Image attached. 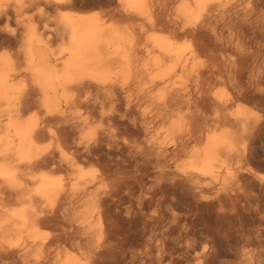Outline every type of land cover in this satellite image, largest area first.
<instances>
[{"label": "bare ground", "instance_id": "1", "mask_svg": "<svg viewBox=\"0 0 264 264\" xmlns=\"http://www.w3.org/2000/svg\"><path fill=\"white\" fill-rule=\"evenodd\" d=\"M115 1V10L99 12L73 9V0H0V33L6 36L0 46L10 38L18 42L12 52L0 50V264H264V248L252 247L255 243L240 248L236 261H225L215 245L206 249L198 243L200 230L195 234L188 220L176 233L181 217L163 189H186L198 197L199 206H212L217 213L228 202L249 203L253 194L246 189L248 182L264 190V173L250 166L260 153L254 141L264 127V0ZM50 7L61 12L49 25L45 10ZM118 16L129 23L119 26ZM9 21L15 27L8 28ZM51 38L60 40L58 51L52 50ZM25 76L29 89L19 83ZM175 76L184 79L179 86ZM214 81L228 84L231 91L217 88L209 95ZM92 89L105 92L109 110L99 105V94L92 100ZM35 92L44 118L24 117ZM245 98L258 102L263 112L244 104ZM231 100L238 103L228 112L225 106ZM183 106L189 111L184 117ZM48 120L76 134L90 121L104 122L101 135L91 143L82 144L80 135L67 143L84 158L104 146V171L90 175L76 165L78 158L76 162L73 157L76 163L67 159L75 180L69 187L61 175L33 171L54 164L53 153L39 142ZM129 158L132 169L127 168ZM96 179L107 182L100 198L106 201L103 224L92 222L95 201L81 217L66 215L69 218H61L62 207L50 204L45 210L40 205L58 196L71 204L72 197L81 194V184ZM14 196L22 203L8 206ZM156 196L158 208L149 213L146 208ZM163 204L170 216L159 208ZM255 209L260 211L257 205ZM258 216L264 223V213ZM256 234L264 245V228ZM61 242L74 250L61 255ZM178 250L182 252L173 257ZM32 251L37 255L29 259Z\"/></svg>", "mask_w": 264, "mask_h": 264}, {"label": "rangeland", "instance_id": "2", "mask_svg": "<svg viewBox=\"0 0 264 264\" xmlns=\"http://www.w3.org/2000/svg\"><path fill=\"white\" fill-rule=\"evenodd\" d=\"M74 1V3L72 2V4H73V6H72V8L73 9H76V10H81V11H92V10H96V11H99V12H102V10H104V12L105 11H111V10H115L116 9V6H117V3H116V1L114 0H73ZM76 2V3H75ZM93 2V3H92ZM89 3H91V5L89 4ZM76 4V5H75ZM99 4V5H98ZM175 4L176 3H174V4H172L171 5V7H173L174 8V6H175ZM109 8V9H108ZM173 8H171V10L173 9ZM54 8H47V10H45V12H46V14H47V16H48V19H47V22H48V24L50 25L51 23H52V20L53 19H55L57 16H58V14H59V12H61V11H59V10H56V9H54ZM106 9V10H105ZM50 10V11H49ZM101 10V11H100ZM118 17H119V20L120 21H118ZM116 19V23H118L119 24V26H124V25H126V24H128L129 22L128 21H126V20H124V19H122V21H121V19H120V16H118ZM52 19V20H51ZM124 22H125V24H124ZM121 23V24H120ZM7 26H8V28H13V27H15V24H14V22L13 21H9L8 23H7ZM234 31H232V34L231 33H228L230 36H234L235 37V34L233 33ZM227 32L225 31V34H226ZM0 36H2V37H0L1 38V42L3 41V40H5L4 38L6 37L5 36V34H4V32L2 31L1 33H0ZM4 37V38H3ZM11 40H7L6 42L4 41L3 43H1V46H2V44L3 45H5V46H2V48H1V46H0V50L1 51H7V52H10V50H11V52L13 51V50H15L16 48H17V45H18V42H16V40L15 39H12V38H10ZM56 38H51V41H52V43L53 42H57V44L55 45V43H53L54 45L52 46L51 44V41H50V46H51V48H52V50H55V51H58L59 50V48H60V46L61 45H59V44H61V42H60V40H57L56 39V41H54ZM13 40H15L14 42H12ZM10 41V42H9ZM9 42V43H8ZM11 44V45H7V44ZM13 43V44H12ZM14 44H16V46H14ZM7 47H11V48H7ZM14 47H15V49H14ZM3 48H5V50L3 49ZM206 57L205 56H203V60L205 59ZM22 79H24V82L22 81ZM27 80V81H26ZM29 79H27V77L25 76V77H22V78H19V83L21 82V84L23 85V88H25V89H29L31 86H30V80L28 81ZM174 80L177 82L176 83V85L177 86H179L180 84H181V82L184 80L182 77H179V76H175L174 77ZM181 80V81H180ZM26 81V82H25ZM179 82V83H178ZM26 84H27V86H26ZM217 84V86L215 87V85ZM223 84H225V85H223ZM223 85V86H222ZM220 86V87H219ZM29 87V88H28ZM217 88L218 89H223V91H225V89L227 88V90L225 91V92H230L231 91V88H230V86L227 84L226 85V83H219V82H216L215 83V81L214 82H211L210 84H209V86H208V90H207V92H208V94L210 95V94H212L213 93V91H216L217 90ZM225 88V89H224ZM214 89V90H213ZM95 89H92V91H89L90 93H89V95H90V97L92 98V100H93V98H95V96L97 95V94H99L97 97H96V100H98V103L101 101V100H103L99 105L100 106H102L103 108L102 109H104V108H106V110H109V108H110V103H109V99L107 98V95L106 94H104L105 92L104 91H98V92H96V90L94 91ZM211 90H213V91H211ZM94 91V92H93ZM101 92V93H100ZM34 96L32 97V99H31V101L33 102H29L28 103V105L30 104L31 105V103H32V106H31V108H30V106H28L27 104L25 105L26 106V108L24 109V110H26V112L25 113H23L24 115V117H26V116H29V115H32V114H37L36 116L37 117H39V119L40 118H44L45 117V113L43 112V109L42 110H40L41 109V104L39 103V101H36L35 100V98L38 100V94L35 92L34 94H33ZM101 97V99L99 100V98ZM247 99V100H246ZM242 101H244V104H246V105H251V107L253 108V109H255V110H257V111H259V112H263L261 109L263 108H260L259 107V103L258 102H254V101H252L251 99H249V98H245V100L244 99H241ZM240 100V102H242ZM251 100V101H250ZM35 101V102H34ZM234 101H230V103L229 102H227L226 103V106H225V110L226 111H228V112H230V111H232V110H234L235 109V107H236V105H237V103L238 102H236L235 104L233 103ZM37 103H39L40 104V106H39V104H37ZM104 103H105V106H103L104 105ZM146 103V104H145ZM143 105H145V106H150V102H145ZM243 103V102H242ZM107 104V105H106ZM148 104V105H147ZM231 104V105H230ZM252 104H255V105H252ZM33 105H35V106H33ZM227 105H229V107L227 106ZM231 106V107H230ZM256 106V107H255ZM234 107V108H233ZM260 109H259V108ZM28 108H30V109H28ZM183 108H185V109H182L181 111H183V112H181L180 114L184 117V115L186 116V113H188L189 111L188 110H186V107H184L183 106ZM230 109V110H229ZM105 110V109H104ZM186 110V111H185ZM184 114V115H183ZM23 117V118H24ZM53 120V119H52ZM52 120L50 121V120H48V121H46V127H45V129H44V131L40 134V136L39 137H41L40 139L42 140H40L39 138V142L41 143V146L42 147H44L45 148V150H46V152L47 151H51L52 153H53V155H54V159H53V161H54V167H55V169H54V167H53V165H46V164H41V165H39L38 167H36V168H34L33 169V171L35 170V172L37 171V172H41V171H47V172H50V173H52V175L55 177H58L59 178V175H61L60 177H61V179H62V183H64V186L65 187H69V186H71V183H73L75 180H74V175L72 174V170H71V168L70 167H66V162L68 161V160H73V162H77L78 161V159H79V161L78 162H80V163H76V165L77 166H80V168H82V170H84L85 172H90V175L91 174H93V175H96V176H99L100 174H101V172L102 171H104V169H105V164H106V160H107V158H106V155H105V157H104V155L103 154H105V149L103 148L104 146H101V148H100V150H98L97 152L100 154V153H102V159L104 160V158H105V160L103 161V160H101V159H99V158H101V154L99 155L97 152H95V154H85V156H86V158H84V154L83 155H81L80 153L78 154V153H76L75 151H74V149H73V145H71L72 146V148H70L71 146H68L67 145V143L68 142H70V143H72L73 144V142H74V140H75V138H77L79 135L80 136H83V143L82 144H85V143H87V142H89V143H91L92 142V140H94V139H97L98 137H99V135H101V132L102 131H100V129L101 130H103V128H105V125H103V124H105L104 122L103 123H101L99 120H93V121H95V122H92V121H90L89 122V125L87 126H84V128H85V130L83 131V129L81 130V131H78L79 133H74V132H70V130H68L67 128H65L64 126H59L58 125V122H56L55 120H54V122H52ZM185 120V119H184ZM56 122V123H55ZM49 123V124H48ZM55 124V125H53V124ZM56 124H57V126H56ZM53 125V126H52ZM100 125V126H99ZM55 126V127H54ZM102 126H104V127H102ZM218 126V125H217ZM50 127V128H49ZM53 127V128H52ZM100 127V128H99ZM102 127V128H101ZM55 128V129H54ZM218 129H220L221 127H217ZM50 129H52V131L50 130ZM98 129V130H97ZM61 130V131H60ZM65 130V131H64ZM51 131V132H50ZM83 131V132H82ZM97 131L99 132V133H97ZM262 131V132H261ZM260 132H259V135H257V138H255L256 140L254 141V146L256 147V148H258L259 150H260V153L258 154V157H256L255 158V160L253 159L251 162H250V166L252 167V168H254V170L256 169V170H258V171H261V172H263L264 173V127H263V129L261 130ZM46 132V133H45ZM49 133V134H48ZM65 133V134H64ZM81 133V134H80ZM260 133H262V135L260 134ZM68 134V135H67ZM73 135V136H71V135ZM99 134V135H98ZM73 138H71L70 136ZM51 136V137H50ZM260 136V137H259ZM53 137V138H52ZM44 138V139H43ZM58 138V139H57ZM89 138V139H88ZM60 139V140H59ZM60 141V145L61 146H59V144H58V142ZM62 140V141H61ZM38 141V140H37ZM66 141V142H65ZM50 142H51V144H50ZM61 142H63L62 144H61ZM66 144H65V143ZM257 142V143H256ZM69 144V143H68ZM81 144V145H82ZM193 144L195 145V146H197V145H199L200 144V141L199 142H192V143H190V145H189V149L191 148V147H193ZM259 146H258V145ZM66 145V146H65ZM102 145V144H101ZM57 146V147H56ZM65 146V147H64ZM61 147H63V148H61ZM67 147V148H66ZM59 148V149H58ZM72 149H73V151H72ZM53 150H55L56 152H54ZM67 150V151H66ZM102 151V152H101ZM262 151V152H261ZM71 152H75V154H77V155H75V154H73V153H71ZM60 153V154H59ZM262 153V156H260V154ZM74 156H73V155ZM62 155V156H61ZM91 155V156H90ZM97 155V156H96ZM60 156V157H59ZM78 156V157H77ZM80 156V157H79ZM83 156V157H82ZM90 156V157H89ZM64 157V158H63ZM73 157H75L77 160H75V158H73ZM88 157H89V159H88ZM92 157V158H91ZM96 157V158H95ZM99 157V158H98ZM182 157H184V156H182ZM63 158V159H62ZM84 158V159H83ZM59 159V160H58ZM68 159V160H67ZM94 159V160H93ZM96 159H97V161H96ZM256 159H258L257 161H256ZM60 160H61V162H60ZM75 160V161H74ZM90 160V161H89ZM128 160V159H127ZM131 162L132 160L129 158V160H128V162ZM58 162H60V164L58 163ZM92 162H93V164H92ZM129 162V163H130ZM253 162V163H252ZM58 163V164H57ZM62 163H64V165L62 164ZM105 163V164H104ZM129 163H127V168H133V161L130 163V165H128ZM57 165H59V166H57ZM82 165V166H81ZM84 165V166H83ZM97 165V166H96ZM130 166V167H129ZM46 167V168H45ZM131 168V169H132ZM39 169V170H38ZM42 169V170H41ZM45 169H47V170H45ZM54 169V170H53ZM63 169H65L64 171H62ZM69 169V170H68ZM100 169V170H99ZM55 170H56V173H55ZM92 170H94V172L92 171ZM102 170V171H101ZM65 171H67V173H68V175H67V173L65 174ZM36 172V173H37ZM53 172L55 173V174H53ZM92 172V173H91ZM95 172H97V173H95ZM99 172H100V174H99ZM60 173V174H59ZM65 175H66V177H65ZM68 176V177H67ZM63 177H64V179H63ZM69 178V179H68ZM225 178H227L226 176H225ZM225 178L223 177V179L222 180H225ZM230 179V178H229ZM228 178L225 180V181H228L229 180ZM256 180H258L257 178H255ZM68 180V181H67ZM69 180H71V182L69 181ZM97 180V182H94V181H96ZM96 180H94V181H92L91 182V184L93 183V185H91V184H81V186L83 187V188H80V191H81V194H79L80 192L78 191L77 192V195H74L73 197H72V201L70 202L71 204H69V202L67 201V200H64V201H62L63 199L62 198H60L59 196L57 197V198H55V200H54V202L52 201V203H50L49 202V204H48V202L47 201H41V203H40V205H41V207L43 208V209H49V207H50V204H53V205H55L57 208H61V210H59V214H60V216H61V218H69L70 217V215L72 216V217H81L82 216V211H84V209H85V207H87V204H88V206H89V204H92L94 201V203H96L95 205H96V208H95V210L93 211V215L91 216L92 217V222L95 224L96 223V225L98 224V223H101V224H103V222H105V210H104V207H105V204H106V201H104V199H100L102 196H103V191L107 188V186H105L106 184H107V182H105V181H101L100 179L98 180V179H96ZM231 180V179H230ZM99 181V182H98ZM26 182H28V181H26ZM70 184H69V183ZM147 182V185H148V180L146 181ZM248 182V181H247ZM247 182H246V184H247ZM249 183L250 182H248V184L246 185V187H248V188H250V189H248V188H246L247 189V191L248 190H250V191H252L251 192V194H253L252 196H251V200H249V203L250 202H252L251 203V205H250V207L248 208V206H249V203L246 201V202H243V204L244 203H246V205L244 204V206H243V204H241L242 203V201H244L243 199H241V203H240V201L239 202H236L235 203V205H233L231 202H228V203H226V205H224V209L222 210V211H220L219 213H217V209L216 208H213L212 206H208V205H201V206H199V204H198V201H197V199H198V197L197 196H195L193 193L191 194V192L190 191H186V189L184 190L183 188H180L181 190H179V189H177V188H179V186H174V187H168L167 185H164L163 186V189H164V187H165V195L169 198H172L173 199V202L175 203V205L176 206H178V207H174V210L175 211H173V212H175V213H177V214H179L180 215V217H181V221H180V223H179V225L176 227V233L178 232L177 230H179L180 228H181V225H182V223H183V221H187L188 222V225H189V222H190V227L192 226V229H193V231L195 232V234L197 233V232H199V230H200V232L202 233V234H204L205 236V239H202V238H204L203 237V235H200L199 233H197L195 236L197 237L196 239L198 240V243L200 244V245H203V246H205V248L206 249H210V247L212 246V245H215V246H213L214 247V249L216 250V248H217V252H220L219 253V257L222 259H224L225 261H232V259H234L233 261H236L237 259H238V256H239V253L242 251V250H240V248L242 249V247H247V246H250L251 244H253V243H255V244H253V245H251L252 247L254 246V245H256L257 244V247H258V249H263L264 248V245H263V243H262V239H263V237L261 238V236H258L256 233H257V230H260V229H262V228H264L263 226H264V223L262 222H260V220H259V216L258 217H256V215H262L263 213H264V211H262V209H263V207L264 206H262V204L264 205V200H263V196H264V192H261V190H263V187H261V186H259L258 188L260 189V191H258L259 189L258 188H254L255 189V191L257 192V193H255V191H253L254 189H253V187H252V185H253V183H252V181H251V183H250V186L252 187V190H251V187H249L248 185H249ZM68 184H69V186H68ZM84 185V186H83ZM168 188H167V187ZM79 187V186H78ZM30 188V187H29ZM176 189V190H174V189ZM169 190V191H167V190ZM183 189V190H182ZM257 189V190H256ZM94 191V192H93ZM179 191H180V193H181V191H182V193H183V191H186V192H184V194L185 193H187L186 195L188 196H186V195H181L180 193H179ZM264 191V190H263ZM261 193L260 195L261 196H259L260 197V199H259V197H258V195H259V193ZM89 193V194H88ZM254 193H255V195H256V199L254 198ZM96 194V195H95ZM170 194H172V195H170ZM82 195V196H81ZM174 195V196H173ZM178 195V196H177ZM180 195V196H179ZM158 196H160V194H158ZM158 196H156L155 198H153V199H149L151 202L149 203V206H147V208H146V210H148V209H150V210H148L147 212H152L153 210H156L157 208H158V206L156 207V205H157V202H158ZM15 197V196H14ZM95 199H94V198ZM177 197H179V200L177 199ZM182 197V198H181ZM197 199H196V198ZM261 197H263V198H261ZM79 198V199H78ZM100 200H99V199ZM147 198V197H146ZM181 198V199H180ZM194 198L196 199V201L194 200ZM253 198V199H252ZM14 199V200H13ZM59 199L61 200V201H59ZM148 199V198H147ZM177 199V200H176ZM59 202H58V201ZM75 200V201H74ZM193 200V201H192ZM254 200L256 201V205H257V209H259V206H260V211H256V205L255 204H253V202H254ZM260 200L261 201H263L262 203L260 202ZM11 204H9L8 206H12V205H19V204H21L22 203V200H19L18 199V196H16L15 198H12L11 200ZM12 201H16L17 202V204H14V202H12ZM98 201H99V203H101L102 205H100L103 209H101V207H100V209H98L99 208V204H98ZM48 204H46V203ZM64 202V203H63ZM78 202V203H77ZM81 202V203H80ZM103 202H104V204H103ZM154 202H156L155 204H154ZM176 202H177V204H176ZM259 202H260V204H259ZM13 203V204H12ZM58 203H60V204H58ZM62 203V204H61ZM153 203V204H152ZM166 204L168 203V202H165ZM194 203V204H193ZM240 203V204H239ZM248 203V204H247ZM258 203V204H257ZM63 204H66V206H70L69 208L68 207H65V205L64 206H60V205H63ZM69 204V205H68ZM82 204V205H81ZM228 204H230V205H232V208H231V206L229 207V205ZM81 205V206H80ZM104 205V206H103ZM255 205V206H254ZM154 206V207H153ZM166 205H164L163 204V206L161 205L159 208H161L163 211H164V213H165V215L166 216H168L169 215V212H168V210L167 209H165L166 207H165ZM196 206H198L197 208H196ZM228 206V207H227ZM233 206H234V208L235 209H233ZM239 206V207H238ZM181 207V208H180ZM193 209H192V208ZM212 207V208H211ZM237 207V208H236ZM242 207V208H241ZM255 207V208H254ZM154 208V209H153ZM177 208V209H176ZM189 208V209H188ZM203 208V209H202ZM232 210H231V209ZM245 208V209H244ZM251 208V209H250ZM71 209V210H70ZM80 209V210H79ZM216 209V210H215ZM230 211H229V210ZM241 209V210H240ZM63 210H64V212H63ZM98 210H99V212H98ZM194 210V211H193ZM213 210H215V212L213 211ZM234 210H235V212H236V214H235V212H234ZM237 210V211H236ZM247 212H246V211ZM251 210H253V212L251 211ZM264 210V209H263ZM70 211V212H69ZM97 213H96V212ZM103 211H104V213H103ZM211 211V212H210ZM233 211V212H232ZM245 211V212H244ZM249 211V212H248ZM67 212V213H66ZM80 212V213H79ZM223 213V216H222V213ZM259 214H258V213ZM263 212V213H262ZM76 213V214H75ZM158 213V210H157V212L155 213V214H157ZM168 215H167V214ZM231 213V214H230ZM232 213H234V214H232ZM254 213V214H253ZM68 214H70V215H68ZM75 214V215H74ZM81 214V215H80ZM104 215V216H102V215ZM218 214H219V216H218ZM243 214V215H242ZM249 214V215H248ZM66 215H68L67 217H66ZM183 215V216H182ZM218 217H217V216ZM225 215V216H224ZM63 216H65V217H63ZM99 216H100V218H99ZM170 216V215H169ZM248 216V217H247ZM185 217V218H184ZM221 217V218H220ZM100 219V220H96V219ZM216 218V219H215ZM253 218V219H252ZM258 218V219H257ZM103 219H104V221H103ZM191 219H193V220H195V222L193 221V220H191ZM142 220V219H141ZM141 220H140V224H139V226H141ZM259 220V221H258ZM99 221H101V222H99ZM191 223H193L192 225H191ZM181 224V225H180ZM195 224V225H194ZM263 225V226H260V225ZM172 225V224H171ZM172 226H174V225H172ZM204 226H206V227H204ZM223 226V227H222ZM260 226V227H259ZM52 226H49V225H44L42 228L43 229H45V230H50V231H53V227L51 228ZM204 227V228H203ZM258 227V228H257ZM262 227V228H261ZM211 229V230H209V229ZM255 228V229H254ZM207 229V230H206ZM138 230V229H137ZM197 231V232H196ZM214 231H216V232H214ZM254 231V232H253ZM174 232V234H176ZM206 232H208V233H206ZM211 235H210V234ZM214 234H216V237L214 236ZM138 235H139V237L141 236V234L140 233H138ZM207 235V236H206ZM225 235V236H224ZM254 235V236H253ZM257 235V236H256ZM175 236V235H174ZM198 236L200 237V236H202V238L200 237V238H198ZM210 236H211V238H210ZM214 237L216 238V239H214ZM170 238H171V236H170ZM242 238V239H241ZM201 241H200V240ZM210 239V240H209ZM259 240L258 241V243H256V241L257 240ZM213 240H215V241H213ZM244 240V241H243ZM200 241V242H199ZM230 241V242H229ZM249 241H250V243H249ZM203 242V243H202ZM214 242V243H213ZM216 242V243H215ZM226 242H228V243H226ZM244 242H245V244H244ZM238 243V244H237ZM242 243V244H241ZM231 244V245H230ZM261 244V245H260ZM60 245L62 246L61 248H60ZM59 245V253H61V255H63V253L64 252H66V251H73L74 250V248L72 249V247H69V246H71L70 244L68 245V243L66 244V242H61V244ZM64 245V246H63ZM65 245L67 246V247H65ZM208 245V246H207ZM218 245V246H217ZM236 246V247H235ZM263 248H262V247ZM62 248H63V251H61L62 250ZM66 248V249H65ZM69 248H71V249H69ZM239 248V249H238ZM61 249V250H60ZM69 249V250H68ZM220 249V250H219ZM240 251V252H239ZM33 252V253H32ZM31 253H29V259H33V257L35 258L36 257V255H37V253H35V251H32ZM175 252H177V253H175ZM174 253H172V256L173 257H177V256H179V254H180V252H182V250H178V251H175ZM224 253V254H223ZM235 253H236V256H237V258H236V256H235ZM221 254V255H220ZM225 254H226V256H225ZM60 255V256H61ZM231 256V257H230ZM228 257H230V259H228ZM181 263H183V261H180ZM90 264H95L94 262H90Z\"/></svg>", "mask_w": 264, "mask_h": 264}]
</instances>
